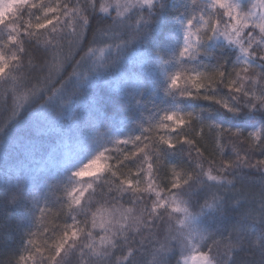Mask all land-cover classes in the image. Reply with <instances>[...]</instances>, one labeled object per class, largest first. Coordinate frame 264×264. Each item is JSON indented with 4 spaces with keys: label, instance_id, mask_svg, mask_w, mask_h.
Wrapping results in <instances>:
<instances>
[{
    "label": "snow or ice",
    "instance_id": "obj_1",
    "mask_svg": "<svg viewBox=\"0 0 264 264\" xmlns=\"http://www.w3.org/2000/svg\"><path fill=\"white\" fill-rule=\"evenodd\" d=\"M0 87L15 264H264V0H0Z\"/></svg>",
    "mask_w": 264,
    "mask_h": 264
},
{
    "label": "trees",
    "instance_id": "obj_2",
    "mask_svg": "<svg viewBox=\"0 0 264 264\" xmlns=\"http://www.w3.org/2000/svg\"><path fill=\"white\" fill-rule=\"evenodd\" d=\"M27 19V16H25V20ZM4 93V88L0 87V96H2ZM162 94L161 96L157 97V103L161 104V107H165L166 105L161 103ZM148 114L145 113V116ZM3 119V114H0V120ZM196 130H199L200 126L195 125ZM117 129H120L121 131H127V127L124 125L116 124L112 128L113 133H117ZM103 131V129H101ZM205 134H207V128H204ZM203 147L207 148L208 151H212L211 144L207 143L206 141L201 142ZM230 148V145H229ZM207 155V152L205 153ZM219 158V157H217ZM262 157L259 156V154H256L253 159H261ZM135 171V168L132 169ZM247 171V170H246ZM3 171L0 169V177H2ZM253 177L259 181L260 177L257 173H253ZM243 179L246 181L249 179V177H243ZM63 193L61 192H49L47 197V207L51 209V214L48 216V221H56L55 214L59 211L61 208V204L58 203L57 198L62 196ZM45 205V200L43 197L40 198V206ZM39 214V213H37ZM15 219V218H14ZM59 223H63V218H61ZM33 230H37V227H34ZM23 229L13 227L11 230L5 231L0 229V264H8V262L11 260L12 264H15V259L17 257V250H20L22 248V241H23ZM161 239H163V235L161 236ZM150 259V257L146 256L145 260L147 261ZM67 264H81L80 257L78 255L70 256L67 260ZM172 264H175V260H173Z\"/></svg>",
    "mask_w": 264,
    "mask_h": 264
}]
</instances>
